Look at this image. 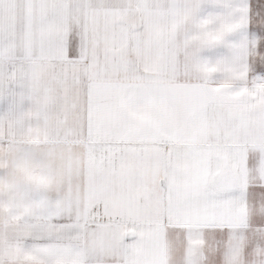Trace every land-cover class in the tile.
Instances as JSON below:
<instances>
[{
  "label": "snow or ice",
  "instance_id": "snow-or-ice-1",
  "mask_svg": "<svg viewBox=\"0 0 264 264\" xmlns=\"http://www.w3.org/2000/svg\"><path fill=\"white\" fill-rule=\"evenodd\" d=\"M0 264H264V0H0Z\"/></svg>",
  "mask_w": 264,
  "mask_h": 264
}]
</instances>
